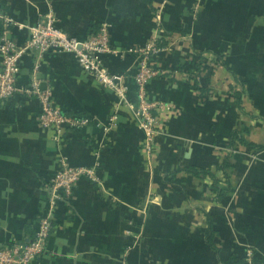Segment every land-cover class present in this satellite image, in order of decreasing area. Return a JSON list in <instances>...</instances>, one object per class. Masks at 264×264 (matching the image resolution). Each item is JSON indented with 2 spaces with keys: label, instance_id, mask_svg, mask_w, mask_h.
Here are the masks:
<instances>
[{
  "label": "crops",
  "instance_id": "crops-1",
  "mask_svg": "<svg viewBox=\"0 0 264 264\" xmlns=\"http://www.w3.org/2000/svg\"><path fill=\"white\" fill-rule=\"evenodd\" d=\"M196 4L0 0L20 45L47 15L80 39L106 24L115 52L103 62L125 76L134 106L133 49L156 38V64L167 73L148 89L172 106L160 112L164 131L150 152L132 106L73 54L48 52L41 88L90 122L59 136L40 124L37 98L0 99V248L34 238L49 211L46 186L66 161L95 166L99 181L80 179L57 204L46 251L32 264H240L247 245L264 258V0ZM37 60L35 50L20 58V85Z\"/></svg>",
  "mask_w": 264,
  "mask_h": 264
},
{
  "label": "built area",
  "instance_id": "built-area-1",
  "mask_svg": "<svg viewBox=\"0 0 264 264\" xmlns=\"http://www.w3.org/2000/svg\"><path fill=\"white\" fill-rule=\"evenodd\" d=\"M200 1L197 0L196 10L199 8ZM0 17L5 21V28L0 37L1 100L37 98L41 107L40 124L45 128L53 129L59 136L65 128L87 125L90 122L88 115L70 114L57 105L51 90L41 88L40 79L37 76L42 59L48 52L71 53L83 71L93 75L104 87L115 92L122 102L133 107L137 122L145 134L146 147L151 152L156 136L164 131V121L160 112L172 109L170 104L152 97L148 89L152 79L167 73L165 68L156 64V58L162 50L156 38L133 49L139 58L138 70L134 76L138 102L134 106L128 98L125 76L111 72L103 62V55L115 52L106 24L93 31L88 38L80 39L57 25L52 15H47L46 20H39L29 27L30 38L24 45H20L10 35V28L15 22L10 18H4L1 13ZM32 50L38 52V60L30 74V82L20 85L18 81L20 58ZM84 177L98 182L99 176L95 166L72 165L62 161L46 186L49 211L40 216L34 238L28 242L13 241L2 246L0 264H32L43 256L48 239L55 228L54 211L57 204L65 199L78 181ZM253 259L254 256L246 258L248 264H257Z\"/></svg>",
  "mask_w": 264,
  "mask_h": 264
},
{
  "label": "trees",
  "instance_id": "trees-1",
  "mask_svg": "<svg viewBox=\"0 0 264 264\" xmlns=\"http://www.w3.org/2000/svg\"><path fill=\"white\" fill-rule=\"evenodd\" d=\"M191 171H193L194 173H196V172L198 173V170H196V169H191ZM201 172H205V171L201 170ZM214 188L218 192L220 197L225 195V193H226L225 188L222 187L221 185H219V183L217 181H215ZM253 260L257 264H264V258H258L256 256H254ZM233 263H237V261H234ZM238 263H240V264H248V261L246 259H243V260L239 261Z\"/></svg>",
  "mask_w": 264,
  "mask_h": 264
},
{
  "label": "rangeland",
  "instance_id": "rangeland-1",
  "mask_svg": "<svg viewBox=\"0 0 264 264\" xmlns=\"http://www.w3.org/2000/svg\"><path fill=\"white\" fill-rule=\"evenodd\" d=\"M137 54V53H136ZM256 255V251H255V247L252 245H247L246 246V256H255Z\"/></svg>",
  "mask_w": 264,
  "mask_h": 264
}]
</instances>
